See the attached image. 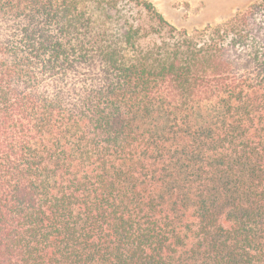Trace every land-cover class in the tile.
<instances>
[{"label": "trees", "instance_id": "16d2710c", "mask_svg": "<svg viewBox=\"0 0 264 264\" xmlns=\"http://www.w3.org/2000/svg\"><path fill=\"white\" fill-rule=\"evenodd\" d=\"M154 14L0 0V264H264V0Z\"/></svg>", "mask_w": 264, "mask_h": 264}, {"label": "rangeland", "instance_id": "374dc122", "mask_svg": "<svg viewBox=\"0 0 264 264\" xmlns=\"http://www.w3.org/2000/svg\"><path fill=\"white\" fill-rule=\"evenodd\" d=\"M103 1L127 11L136 22L152 25L157 12L177 28L191 31L208 23L221 22L254 0H144L154 11L144 9L136 0Z\"/></svg>", "mask_w": 264, "mask_h": 264}]
</instances>
